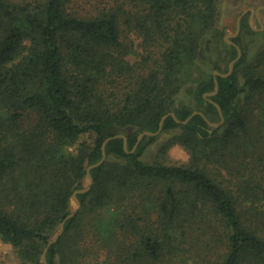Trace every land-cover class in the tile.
<instances>
[{
	"label": "trees",
	"instance_id": "1",
	"mask_svg": "<svg viewBox=\"0 0 264 264\" xmlns=\"http://www.w3.org/2000/svg\"><path fill=\"white\" fill-rule=\"evenodd\" d=\"M219 4L0 0V239L22 264H44V248L75 211L73 194L90 184L88 167L116 135L128 151L123 137L107 143L49 264H85L89 242L106 254L98 264H264V54L251 65L244 52L228 76L197 73ZM129 34L142 39L134 63ZM215 78L218 92L205 97ZM190 83L194 105L179 102ZM167 114L162 132L131 152ZM177 129L161 151L185 147L190 165L142 159ZM84 134L90 141H79ZM223 168L234 182L219 180Z\"/></svg>",
	"mask_w": 264,
	"mask_h": 264
},
{
	"label": "rangeland",
	"instance_id": "2",
	"mask_svg": "<svg viewBox=\"0 0 264 264\" xmlns=\"http://www.w3.org/2000/svg\"><path fill=\"white\" fill-rule=\"evenodd\" d=\"M262 6H264V0H220L219 17L215 26L217 32H210L205 37L203 51L197 63V73H213L215 72L216 66L221 67L224 71L230 70L231 63L233 62L231 61V57L232 44L234 41L237 43V46L242 49V52H245L247 63L251 65L256 64L259 58L264 54V9H262ZM257 8H259L257 12L263 20L262 23L251 18L250 25H248L250 15L248 11L250 12V10L253 11ZM241 16L242 31L238 33V21ZM129 36L130 40H133L135 43V51L137 54L129 56L128 59L134 63L140 60V55L143 51L142 47H140L142 39L134 34H129ZM236 37L237 39H235ZM194 86L195 85L191 83L185 86L179 96V102H186L194 105ZM251 107H255V104H252ZM131 130L132 128H128L126 132H131ZM179 131L180 130L177 129L172 133L161 135L154 143L147 147L142 159L148 164L162 161L169 165H190L192 162V155L185 147L174 145L164 153L161 151L162 146L168 141L172 134H177ZM79 141H90L89 135H82ZM209 170L215 177L218 175L219 170L217 164L210 163ZM220 170L222 178L219 177V180L221 179V181L225 182L227 185L234 182L236 177L231 175L230 171L224 168ZM77 208V203L72 200L71 209L76 210ZM102 213L106 217L115 216V210L113 208H105ZM59 231L60 227L53 233L52 239L57 236ZM85 246L86 249H89V255L85 264H98L97 262L104 260L106 254L100 249L97 251L98 244L89 242ZM22 263L23 260L18 249L13 244L0 239V264Z\"/></svg>",
	"mask_w": 264,
	"mask_h": 264
},
{
	"label": "water",
	"instance_id": "3",
	"mask_svg": "<svg viewBox=\"0 0 264 264\" xmlns=\"http://www.w3.org/2000/svg\"><path fill=\"white\" fill-rule=\"evenodd\" d=\"M252 10H253V9H252ZM241 19H242V16L239 18V21H238V33H239L240 30H241ZM237 48H238V56H237V58H236L235 60H233V62L231 63V67H230V71H229V73L223 74V73H220L219 71H215V75L228 76V75H230V74L234 71V68H235V64H236V62H237V61L242 57V55H243L242 49H241L240 47H238V46H237ZM215 83H216V90H215L213 93L205 94V97H207V96H209V95H215V94L218 92V90H219V82H218V80H217L216 78H215ZM215 104H216V106L218 107V110H219L220 115H221V117H222V121H221L220 123H216V124L211 123V125H212L213 127H219L221 124L224 123V117H223V113H222V109H221V107H220L217 103H215ZM197 113H198V112H194V113H193V114H192L187 120H185V121H180V120H178V119H177V121L180 122V123L182 122V123L186 124V123H187V122H188V121H189V120H190L195 114H197ZM170 115H173V116L176 118V114H175L174 112H171ZM168 116H169V114L165 115V116L162 118L161 123H160V128H159V130H158L157 132L144 131V132H142L141 134H139V137H138L137 143H136L134 149H133L131 152H133V151L136 150V148L138 147L139 143L142 141V139L144 138V136H146V135H149V136H158V135L162 132L163 125H164V121H165V119H166ZM114 137H123L124 140H125V142H124L125 149L128 151V139H127V137H126L125 135H116V136H114ZM114 137H109V138H107L106 141L104 142V145H103V157H102V159H101L98 163L93 164V165H90V166L88 167V169H87V177H88V180H89L90 184H89L88 186L84 187L83 189H80V190L75 191V193L73 194L72 199L77 203L78 208H77L75 211H73L70 215H68V216L66 217V219L61 223L59 233L57 234V236H56L55 238H53V239L48 243V245H47L46 248L44 249L43 257H42V260H43V263H44V264H49V263H48V260H47V253H48V250H49L50 246H51L52 244L56 243V242L59 240V238L62 236V234L64 233V230H65V223H66V221H67L68 219L74 217V216L77 214L78 210L81 208V202H80L79 199L77 198V194L85 193V192H87V191H89V190L91 189V186H92V184H93V182H94L93 177H92V175H91V170H92L93 168L97 167V166L102 165V164L104 163V161L107 159L106 145H107V143H108L112 138H114Z\"/></svg>",
	"mask_w": 264,
	"mask_h": 264
},
{
	"label": "flooded vegetation",
	"instance_id": "4",
	"mask_svg": "<svg viewBox=\"0 0 264 264\" xmlns=\"http://www.w3.org/2000/svg\"><path fill=\"white\" fill-rule=\"evenodd\" d=\"M259 8H260V7H259ZM259 8L255 9V10H253V11L250 10V12L248 11V13L250 14V15H249V23H248V25H250L251 18H253L254 20H257L259 23H262L263 20L260 18V14L257 12V10H258ZM262 9H264V6H262ZM243 19H244V18H243ZM242 23H243V20H242ZM262 26H263V24H262ZM241 31H242V27H241L240 33H241ZM238 36H239V35H238ZM238 36H237V37H238ZM237 37H236L235 39H237ZM232 46L237 48V43L234 41V43L232 44Z\"/></svg>",
	"mask_w": 264,
	"mask_h": 264
}]
</instances>
